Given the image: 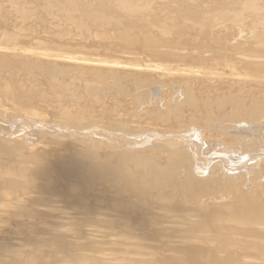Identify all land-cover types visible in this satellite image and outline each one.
Listing matches in <instances>:
<instances>
[{"label": "bare ground", "instance_id": "6f19581e", "mask_svg": "<svg viewBox=\"0 0 264 264\" xmlns=\"http://www.w3.org/2000/svg\"><path fill=\"white\" fill-rule=\"evenodd\" d=\"M115 12L110 15L116 17ZM175 27L181 31L180 23ZM132 30L118 33L110 45L103 30H97L93 37L98 36V50L95 45L94 51L81 46L80 52L72 51L78 42L70 43L71 48L67 43L68 52L64 44L63 49L58 46L61 53L54 52L58 32L51 33L58 37L52 35L57 38L52 47L0 39V61L11 59L27 71H46L49 81L62 86L65 99L92 103L86 104L90 108L75 107L58 96L60 103L47 110L48 116L46 104L32 110L12 76L0 82V264H98L97 256L116 261L122 251L118 246L124 250L126 241L131 243L125 247H132H127V256L137 254L138 261L144 256L142 264L147 257V264H235L227 256L254 257L264 264L263 48L255 50L253 39L247 48L226 45L230 40L224 38L215 42L214 33V41L203 42V34L190 41L192 36L188 40L187 34L176 31L178 37L168 40V31L137 29L139 35ZM89 49L99 53L91 55ZM49 66L57 68L55 77L47 74ZM164 88L169 91L164 93ZM47 95L41 97L50 100L53 94ZM95 119L108 124L90 122ZM98 246L120 252L113 257L116 249L106 255ZM81 253H87L89 261ZM93 253L98 254L94 259ZM118 260L115 264H123Z\"/></svg>", "mask_w": 264, "mask_h": 264}, {"label": "rangeland", "instance_id": "374dc122", "mask_svg": "<svg viewBox=\"0 0 264 264\" xmlns=\"http://www.w3.org/2000/svg\"><path fill=\"white\" fill-rule=\"evenodd\" d=\"M1 2H0V39H10L9 41H12V43H13V45H15V44H20V43H25V45H29L30 43H32L33 44V42L34 43H44V42H46L49 46H50V44L52 43V45H51V47L53 46V44H54V46H55V43H53V42H55L56 41V39L58 38L57 36H60L58 39H57V41H56V46H55V48H57V49H55V50H57V51H55L54 49H52L54 52H56V53H59L60 51H62V50H60V48H62L61 46H63V44L64 45H66V47L67 48H65V46H63V48L64 49H66V52H68V50L71 48V45L73 46L74 44H76L77 42H78V46H73L74 47V50H72V51H79V47H81L82 49H88V48H90V49H92L93 51L95 50L94 48H96L97 49V44L96 43H98V40H97V42H94V40H96L97 38H98V36L96 37V35L99 33V32H101L102 30V33H104L105 34V42H108L107 43V45H110V44H113L114 42H115V40H116V38L115 37H117V35H118V33L120 34V32H123V30L124 31H128L129 29H134V30H132V31H135L136 33L138 32V30L139 31H141L142 30V32H146V31H154V32H159V33H163V34H165V32L166 31H168L169 32V36H166V39H168V40H171L172 38H175V37H178L177 36V32L180 30H176L175 31V25H177V24H179L180 23V28H181V31H179V33L180 34H183V32L185 33V34H187L186 35V39H191L190 41H193V40H196V38H198V37H200L202 34L204 35V36H202V38H203V42L204 41H206V39L209 41V40H211L212 39V41H214L215 39H217V40H215V42H221L222 41V38H224V41L225 40H230V43H228V42H226V45H229V44H234V46H238L239 48L240 47H242V48H247L250 44H251V42H252V39H253V42H254V44L252 45V47L253 48H255V50H258V51H264V6H263V2H264V0L263 1H260V0H238L239 1V3L241 2L242 4H239L238 5V3L236 4V5H234L233 3L236 1H233V0H221V2H220V4H222V2H223V5L222 6H220V4H218L219 3V1L218 0H208V2H211L210 4L208 3V4H206L207 2H206V0H187V1H185V0H177V3H175L174 5L172 4V3H174V2H172V0L170 1V0H105L104 2H106V3H104V2H102L103 0H85L84 2L86 3V7L84 6V4L85 3H83V1L82 0H24L25 2H23V0H4V1H2V0H0ZM28 1V3H26ZM29 1H32L31 3H33V4H29ZM89 1H91V2H89ZM100 3H99V2ZM112 1V2H111ZM136 1V2H135ZM141 1H142V4L141 5H139L138 6V3L137 2H140L141 3ZM157 1V2H156ZM159 1H160V3H159ZM169 1L170 2H172L171 4L169 3ZM173 1H176V0H173ZM181 1H184L185 3H184V5L182 4V7L184 6V8H182L181 6H180V4L178 5V3H180ZM212 1L213 2H215V4H216V6L215 7H213L215 4L214 3H212ZM218 1V2H217ZM227 1V2H226ZM231 1V2H230ZM94 2V3H93ZM111 2V3H110ZM135 2V3H134ZM152 2V3H151ZM153 2H154V4H153ZM163 2H164V4H163ZM168 2V4H166V3ZM188 2V3H187ZM199 2H200V4H199ZM230 2V3H229ZM259 2H261V3H259ZM25 3V4H24ZM65 3V4H64ZM90 3V4H89ZM132 3V4H131ZM134 3V4H133ZM150 3V4H149ZM226 3H229L230 5L231 4H233V6H231V7H234V8H231V7H229V6H227L228 4H226ZM26 4H28V5H26ZM35 4V5H34ZM103 4V5H102ZM106 4V5H105ZM170 4V5H169ZM177 4V5H176ZM202 4V5H201ZM224 4H226L225 6H224ZM260 4V5H259ZM262 4V5H261ZM25 5V6H24ZM31 5H33V6H31ZM110 5V6H109ZM153 5L155 6V7H153ZM165 5V6H164ZM207 5V6H206ZM213 5V6H212ZM241 5V6H240ZM151 6H152V8H151ZM157 6V7H156ZM166 6H168V7H166ZM171 6V7H170ZM193 7V8H191V9H187V7ZM195 6V7H194ZM227 6V7H226ZM240 8H239V7ZM262 6V7H261ZM28 7H32L33 8V10H32V8H31V10H30V8H28ZM52 7V8H51ZM67 7V8H66ZM105 7V8H104ZM110 7V8H109ZM162 7V9H159L158 10V8H161ZM177 7V8H176ZM178 7H180V8H182V10L184 11L183 13H181V15H179L180 14V8H178ZM200 9H199V8ZM217 7V8H216ZM229 7V9H227ZM237 9H236V8ZM259 7V8H258ZM39 10V11H41V13L39 12V11H36L37 9ZM101 8H102V10H101ZM155 8V9H154ZM164 8V9H163ZM170 10H169V9ZM195 8H196V10H195ZM206 10V9H208V11L206 10H204V9ZM211 8H212V10L215 12V15H213L214 13H212V11H211ZM218 9V11H215L216 9ZM243 8V9H242ZM78 9V10H77ZM199 11H198V10ZM215 9V10H214ZM233 9V13H232V11H230V10H232ZM239 9V11H237ZM242 9V10H241ZM23 10H24V12H23ZM26 10V11H25ZM111 10V11H110ZM157 10V11H156ZM171 10H172V12H171ZM176 10V12L174 13V11ZM186 10V11H185ZM193 10V11H192ZM201 10V11H200ZM210 10V11H209ZM219 10H222L221 11V14L219 15V13H220V11ZM234 10H236V11H234ZM101 12V13H99V12ZM106 11H108L107 13H105ZM109 11H110V13H109ZM115 12V13H117V15H116V17H115V14L114 13H112V15H110L111 14V12ZM178 11V12H177ZM188 11V12H187ZM230 13H229V12ZM148 12V13H147ZM155 12H157V13H155ZM192 12V13H191ZM198 12V13H197ZM204 12H208V13H204ZM224 12V13H223ZM249 12V13H248ZM97 13V14H96ZM122 13V14H121ZM124 13V14H123ZM173 13V14H172ZM176 13H178V14H176ZM185 13V14H184ZM203 13H204V15H203ZM209 13H212L211 15L212 16H210V14ZM218 15H217V14ZM246 13H247V15H246ZM8 14V15H7ZM33 14V15H32ZM96 14V15H95ZM108 14L110 15V16H108ZM176 14V15H175ZM190 14V15H189ZM192 14V15H191ZM233 14V15H232ZM244 14L246 15V18H245V16H244ZM248 14L249 15H252L253 16V18L254 19H252V17L250 16V18L248 17ZM261 14L263 15V16H261ZM20 15V16H19ZM32 15V16H31ZM41 15H43V16H41ZM123 15V16H122ZM127 15V16H126ZM130 15V16H129ZM185 15H187L186 17H184ZM242 15H243V17H242ZM255 15V16H254ZM39 16V17H38ZM41 16V17H40ZM45 16V17H44ZM58 16V17H57ZM61 16V17H60ZM63 16V17H62ZM82 16V17H81ZM88 16H90V17H88ZM103 16V17H102ZM128 16H129V18H128ZM173 16V17H172ZM182 18H181V17ZM257 16H258V18H257ZM32 19L33 18V20L35 21V19H34V17L35 18H37V21H35V22H33V21H29V20H31L30 18ZM43 17V19H41ZM87 17V18H86ZM114 17H115V19H114ZM132 17V21H131V23L133 22V21H135V22H133L134 24H131L130 23V21L128 20V19H130ZM134 17V18H133ZM159 17H161L160 19H159ZM164 17V18H163ZM178 17V18H177ZM40 18V19H39ZM44 18H45V20H44ZM56 18V19H55ZM57 18H58V20H57ZM82 18V19H81ZM84 18V19H83ZM90 18V19H89ZM117 18V19H116ZM125 20H124V19ZM151 18V19H150ZM181 18V19H180ZM185 18H187L188 20H186ZM194 18H195V20H196V22H194L195 20H194ZM205 18H207V19H205ZM3 19L5 20L4 22H3ZM20 19H22V20H20ZM54 19V20H53ZM76 19V20H75ZM135 19V20H134ZM137 19V20H136ZM141 19V20H140ZM148 19V20H147ZM150 19V20H149ZM167 19V20H166ZM231 19V20H230ZM252 19V20H251ZM16 20V21H15ZM25 20V21H24ZM43 20V21H42ZM53 20V21H52ZM57 22H56V21ZM83 20V21H82ZM86 20H88V21H86ZM123 20H124V23H123V25H122V22H123ZM126 20H128V22L126 21ZM139 20V21H138ZM180 20V21H179ZM185 20V21H184ZM194 20V21H193ZM198 20H200V21H198ZM209 20V21H208ZM39 21V22H38ZM138 21V22H137ZM150 21H152V22H150ZM156 21V22H155ZM162 21V22H161ZM193 21V22H192ZM198 21V22H197ZM255 21V22H254ZM21 22V23H20ZM46 23V25L44 26V24L43 23ZM51 22V23H50ZM54 22V23H53ZM60 22V23H59ZM164 22V23H163ZM175 22V23H174ZM191 22V23H190ZM204 24H203V23ZM209 22V23H208ZM127 23H129V24H131V25H127ZM141 23V24H140ZM152 23V24H151ZM157 23V24H156ZM167 23H169L168 25H167ZM174 23V24H173ZM195 23V24H194ZM6 24V25H5ZM14 24V25H13ZM16 24H18V25H16ZM20 24V25H19ZM25 26H24V25ZM32 26H31V25ZM55 24V25H54ZM57 24H59V25H57ZM88 24H89V26H88ZM112 24H115L114 26L115 27H117L116 29H115V27L112 25ZM124 24H126L125 25V28H124ZM144 24H145V26H144ZM150 24V25H149ZM155 24V25H154ZM185 24V25H184ZM201 24V25H200ZM209 24V25H208ZM235 24V25H234ZM244 24V25H243ZM12 25H13V27H12ZM29 25V26H28ZM38 25V26H37ZM112 25V26H111ZM158 27H157V26ZM197 27H196V26ZM252 25V26H251ZM5 26H7L8 27V29L10 30H8V29H6L5 28ZM36 26H37V28H36ZM48 26V28L46 29V27ZM128 26H130L129 27V29L127 28ZM143 26L145 27V29H147L148 27V30H145V29H143ZM148 26V27H147ZM187 27V28H185V31H183L182 32V30H184V27ZM247 26V27H246ZM29 27H30V29H29ZM63 27V28H62ZM183 27V28H182ZM188 27H190V28H188ZM19 28H20V30H19ZM26 28V29H25ZM32 28H34V31H33V29ZM49 28H51V29H49ZM72 28V29H71ZM99 28V29H98ZM119 28V29H118ZM140 28H142L141 30H140ZM207 28V29H206ZM259 28V29H258ZM14 29V30H13ZM19 30V31H21V32H19V31H17V30ZM27 29H29V30H31V31H33L36 35H37V37L36 36H33V35H35V34H33L31 31H29V30H27ZM37 29V30H36ZM50 31H49V30ZM66 31H65V30ZM92 29H95V31L94 30H92ZM100 29H102V30H100ZM138 29V30H137ZM154 29V30H153ZM177 29H178V27H177ZM188 29V30H187ZM197 29V30H196ZM204 29H206V30H204ZM258 29V30H257ZM13 30V31H12ZM16 30V31H15ZM48 30V31H47ZM52 30V31H51ZM91 30V31H90ZM98 30V31H97ZM105 30V31H104ZM111 30V31H110ZM144 30V31H143ZM174 30V31H173ZM193 30V31H192ZM214 30H215V32H214ZM218 30V31H217ZM27 31V32H26ZM44 31H47V32H45V33H42V32ZM68 31H69V33H68ZM98 33H97V32ZM119 31V32H118ZM189 31V32H188ZM258 31V32H257ZM7 32V33H6ZM15 32V33H14ZM20 34H19V33ZM55 32V34L58 32V34H56L55 36L57 37V38H54L55 39V41H53L54 39H53V37H55L54 36V34H52L53 35V37H52V35H51V33H54ZM63 32V33H62ZM65 32V33H64ZM97 33L94 37H93V35L95 34V33ZM107 32H109V33H107ZM173 32H175V33H173ZM188 32V33H187ZM191 32V33H190ZM195 32V33H194ZM205 32H207L206 34H207V36H209V37H207V36H205L206 34H205ZM222 32V33H221ZM239 32V33H238ZM9 33V34H8ZM33 35H32V34ZM41 33H42V35H41ZM47 33H49V36L47 37H45L44 35L45 34H47ZM60 33V34H59ZM67 33H68V35L70 36H66L67 35ZM75 33V34H74ZM94 33V34H93ZM113 33H114V35H113ZM194 33V34H193ZM212 33H214V40H213V38H212ZM225 34V36H224V34ZM228 33V34H227ZM12 34V35H11ZM25 36H24V35ZM39 34V35H38ZM71 34V35H70ZM75 36H74V35ZM108 34H109V37H108ZM137 34H139V35H142L141 34V32H138ZM222 34V35H221ZM28 35V36H27ZM29 35H30V37H29ZM72 35H73V37H72ZM190 35V36H189ZM196 35H199V36H197V37H195ZM23 36V37H22ZM41 36L43 37L42 39H40L41 38ZM64 36V37H63ZM115 36V37H114ZM175 36V37H174ZM192 36V37H191ZM195 38H194V37ZM217 36V37H216ZM220 36V37H219ZM224 36V37H223ZM263 36V37H262ZM33 37V38H32ZM45 37V38H44ZM51 37H52V39H51ZM66 37H69V38H66ZM170 37V38H169ZM191 37V38H190ZM206 37V38H205ZM73 38V39H72ZM80 38V39H79ZM94 38H96V39H94ZM201 38V37H200ZM208 38H211V39H208ZM35 39H37V41L35 40ZM40 39V40H39ZM71 39V40H70ZM76 41H75V40ZM114 39V40H113ZM20 40V41H19ZM21 40H25V41H21ZM40 42H39V41ZM44 40V41H43ZM66 40V41H65ZM68 40V41H67ZM80 40V41H79ZM8 41V42H9ZM19 41V42H18ZM42 41V42H41ZM258 43H257V42ZM28 42V43H27ZM30 42V43H29ZM50 42V43H49ZM58 42V43H57ZM65 42H66V44H65ZM247 42H249V45H248V43ZM257 43V45H256V43ZM27 43V44H26ZM46 43H44L45 45H47ZM62 43V44H61ZM70 45V43H71V45H70V48H68V44ZM81 43V44H80ZM96 44V45H95ZM104 44V43H103ZM106 44V43H105ZM200 44V43H199ZM96 46V47H94L93 48V46ZM197 45V44H196ZM248 45V46H247ZM32 46V45H31ZM58 46H60V48L58 47ZM83 46H84V48H83ZM33 47H35L34 46V44H33ZM37 47V46H36ZM72 47V48H73ZM251 46L249 47V48H252ZM39 48V47H38ZM41 48H43V47H41ZM41 48H39V49H41ZM62 48V49H63ZM79 48V49H78ZM258 48H260V49H258ZM263 48V49H262ZM44 49V48H43ZM45 49H50V47L49 48H46L45 47ZM78 49V50H77ZM90 49H89V51H90ZM262 49V50H261ZM47 50V51H48ZM60 50V51H59ZM71 50V49H70ZM69 50V51H70ZM92 50L90 51V53H92L91 55H97L98 53L97 52H95L94 54H93V52H92ZM98 50V49H97ZM53 51H51L50 50V52H53ZM65 51V50H64ZM80 52V51H79ZM61 53V52H60ZM8 62H10L14 67L12 68V65L10 64V63H8ZM8 62H7V60L6 61H0V65H2L1 66V68H0V82L1 81H3V82H6V80H10L9 78L8 79H6L7 77H10V76H12V77H10L12 80V82L13 83H15L14 85H16V84H18V87L22 90V94H23V98H24V100H26L27 102H29V104L30 105H32V110H34V111H39L40 110V108H42V107H40V106H43V105H45L46 104V106H44L43 108L44 109H46V114L49 116V114H50V111L52 110V109H54L56 106H57V104L59 105V103H60V101L56 98V97H61L62 99H64L66 102L65 103H68L69 105H75V107L76 106H86V107H89V106H91V104L89 105V101H87V100H83L81 103L79 102V103H76L75 104V102H73V101H71V100H68V99H65L64 98V96L62 95V86L61 87H59L58 85H56V84H54V82L52 83V80L51 81H49L50 79L47 77L46 78V76H48V75H45L46 73V71L43 73V71H40V72H36V71H33V70H26V68L24 69L22 66H21V64H19V65H17V66H15V64H16V62L14 61V60H8ZM6 65H5V64ZM19 66V67H18ZM3 67V68H2ZM18 67V68H17ZM26 67V66H25ZM50 67V66H49ZM49 67H48V70H49ZM23 68V69H22ZM4 69V70H3ZM22 69V70H21ZM23 70H24V72H23ZM25 70H26V72H25ZM47 70V74H49V73H51L49 76H53V74H52V72L54 73V77H55V73L57 72V68H54V70H56V72L53 70V67H50V71L51 70H53V71H51V72H49ZM10 72V73H9ZM2 73V74H1ZM5 73H7V75H5ZM12 73H14V74H12ZM58 73H59V71H58ZM73 74H76V73H73ZM3 75L5 76V77H3ZM59 75H61V74H59ZM58 75V76H59ZM67 75H68V73H67ZM16 76V77H15ZM29 76V79L27 78ZM31 76V77H30ZM45 76V77H44ZM57 76V75H56ZM57 76V77H58ZM62 76V75H61ZM61 76H59V78L61 79L62 77ZM14 77V78H13ZM18 77H21L22 78V82H21V80L18 78ZM25 77V78H24ZM35 77V78H34ZM37 77V78H36ZM18 78V79H17ZM24 78V79H23ZM38 78H40V80H42V86H41V84L38 86V84L39 83H41L40 82V80L38 79ZM51 78V77H50ZM6 79V80H5ZM14 79V80H13ZM16 79V80H15ZM34 79V80H33ZM38 79L39 80V83H37V81L36 80ZM49 79V80H48ZM5 80V81H4ZM17 80H20L19 82H16ZM23 80H24V82H23ZM46 82V83H45ZM26 84L27 86L25 87V86H22L23 84ZM24 84V85H25ZM53 84V85H52ZM48 85V89H47V86ZM202 86V85H201ZM17 87V86H16ZM17 87V88H18ZM32 87V90L30 89ZM54 87V88H53ZM26 88H27V90H26ZM28 88L31 90V91H29L28 92ZM25 89V90H24ZM33 89H35L37 92H39L38 90H40V91H44V92H42L43 94H41L40 92L37 94V92L36 91H34V92H32L33 91ZM47 89V90H46ZM56 89H59V90H56ZM61 89V90H60ZM165 89V91H163L164 93H166V92H168L169 90H167L166 88H164ZM163 89V90H164ZM46 90V91H45ZM50 91V94L52 95H54V93H55V97H53V95L52 96H50V94H48L49 96H50V100L51 101H53V99L55 100V101H53V103H51V101L49 100V98H48V100L50 101V102H48V100H47V97H44V98H42L41 96L42 95H44V94H46L47 95V93ZM24 91V92H23ZM27 91V92H26ZM54 91V92H53ZM32 92V93H31ZM36 92V94H34ZM26 93V94H25ZM30 93V97L29 96H27L28 94ZM179 93V92H178ZM178 93L176 94V95H174L175 97H177V95H178ZM61 94V95H60ZM170 94V93H169ZM24 95H26V96H24ZM47 95V96H48ZM34 96H36L34 99H33V97ZM48 96V97H49ZM159 96V95H158ZM157 96V97H158ZM31 98V99H30ZM56 98V99H55ZM39 99V100H38ZM43 99V100H42ZM45 99V100H44ZM183 99V97H181L180 98V100H182ZM33 100H35V101H33ZM38 100V101H37ZM40 100H42V101H40ZM61 100V99H60ZM64 100H62V102L61 103H63L64 102ZM40 101V102H39ZM46 101V102H45ZM57 101H58V103H57ZM38 102H39V104L40 103H42V102H44V103H42L41 105H39L38 104ZM74 103V104H71V103ZM109 101H107V103H108ZM35 103V105H33ZM111 103V102H110ZM39 106H38V105ZM56 106H55V105ZM82 104V105H81ZM86 104H88V105H86ZM49 105V106H48ZM48 106V107H47ZM47 107V108H46ZM49 108H51V110H49V111H47ZM90 108V107H89ZM161 109H164V106H162L161 107ZM163 111V110H162ZM100 112H98V114H99ZM51 115V114H50ZM100 115H101V113H100ZM91 120H93V119H91ZM90 120V122L91 123H94V124H96V125H99V123H98V119H95L97 122H95V121H91ZM101 120V119H100ZM104 120V121H103ZM103 120H101V121H99V122H101L100 123V125L102 126V125H107L108 124V122H105V120L106 119H103ZM107 121H108V119H107ZM104 122V124H102ZM110 122V121H109ZM106 123V124H105ZM30 131H32V130H30ZM35 131H38L37 132V134H39L40 132H39V130H35ZM260 131H264V127H260ZM27 133V132H26ZM23 136V135H22ZM29 139H31L32 141H35L36 139H33L32 137H30ZM253 162H256V161H253ZM252 162V163H253ZM216 163V162H215ZM238 174V173H237ZM204 175H208L207 174V172H204ZM137 233V232H136ZM135 233V234H136ZM23 239H25V240H28V238L26 237V238H23ZM122 241V240H121ZM120 241V242H121ZM124 241V240H123ZM122 241V242H123ZM119 242V243H120ZM121 242V243H122ZM133 242V241H132ZM99 242H97L96 244H98ZM128 243H131V242H128ZM127 243V241H126V243L125 244H127V245H130V244H128ZM100 244H102V242H100ZM124 244V250H123V246L121 247V244H120V247L118 246V248L119 249H121L122 251L120 252V250L118 251V248H114V250H113V248H111L110 249V247H108V246H105V247H107V249L104 247V249H105V251L104 252H108L109 250L112 252V253H114V251H115V249H116V254L115 255H111V256H113V257H115L116 255H117V253L118 252H120L119 254H118V257L120 258H117L116 259V261L115 260H113V258L112 257H110L109 259H108V257L106 258V259H104L105 257H103V258H101V257H98L97 255L98 254H96V253H93V258L92 259H94L95 258V254H96V256H97V258H98V261L97 262H99L98 264H100V263H103V264H110V263H112V264H115V263H117V260L119 259L120 261H121V259L124 261V262H122L123 264L124 263H128V261H129V264H132L131 262H130V260H131V258L133 257H135V255L137 256V257H135V260H134V262H133V260H131L132 262H133V264H142L143 262H145L146 260H143V262H142V258L144 257V256H142L141 257V260H139V261H141V262H139L138 261V259L140 258V257H138L139 255H137V254H135L134 255V253H132V252H129L130 254V256H132L131 258H130V256L128 255L127 256V254H128V251H130L127 247H129V246H127V247H125L126 245ZM134 244L132 243L131 244V246H133ZM46 246H48L49 247V249H52L54 246H51L52 248H50V246L49 245H46ZM45 246V247H46ZM136 246V244L134 245V247ZM48 247H46V248H48ZM98 247H101V246H98ZM137 247V246H136ZM55 248V247H54ZM126 248V249H125ZM129 248H132V247H129ZM29 249V248H28ZM101 249H103L102 247H101ZM101 249H99V251H101ZM103 249V250H104ZM128 249V250H127ZM109 251V252H110ZM125 251V257L124 256H122L121 257V254H123V252ZM103 252V251H102ZM105 253L106 255L108 254V253ZM92 252H89L88 254H91ZM132 253V254H131ZM87 254V253H81V254H79V255H83V257L84 258H88V256L85 255ZM102 254H104V253H102ZM110 254V253H109ZM162 256H163V258H164V256H165V254H162ZM162 256H161V258L160 259H163L162 258ZM91 257H92V254L89 256V260H91ZM126 257L128 258H130V260H128V259H126ZM132 258V259H133ZM227 258V260H229L230 262H232V263H235V264H260V263H262L261 261L262 260H260V259H258V258H254V257H246V256H239L238 258L236 257V256H227L226 257ZM87 259V260H88ZM100 259V260H99ZM108 259V260H107ZM115 259V258H114ZM137 259V260H136ZM144 259V258H143ZM145 259H147V262H149L148 261V259H151V258H145ZM88 260V261H89ZM118 260V261H119ZM127 260V261H126ZM119 261V262H120ZM136 261H138V262H136ZM152 261H154L153 259H152ZM91 262V261H90ZM90 262H88L87 264H91ZM93 262H96V259L95 260H93ZM118 262V263H119ZM147 262H146V264H147ZM151 262V261H150ZM126 263V264H127ZM86 264V263H85ZM120 264V263H119Z\"/></svg>", "mask_w": 264, "mask_h": 264}]
</instances>
